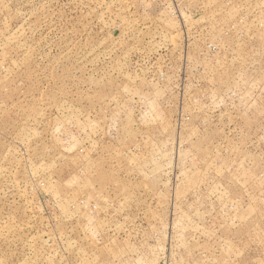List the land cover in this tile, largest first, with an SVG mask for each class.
<instances>
[{
	"label": "rangeland",
	"instance_id": "rangeland-1",
	"mask_svg": "<svg viewBox=\"0 0 264 264\" xmlns=\"http://www.w3.org/2000/svg\"><path fill=\"white\" fill-rule=\"evenodd\" d=\"M0 264H264V0H0Z\"/></svg>",
	"mask_w": 264,
	"mask_h": 264
}]
</instances>
